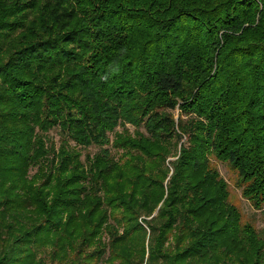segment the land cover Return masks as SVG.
I'll return each mask as SVG.
<instances>
[{
  "label": "trees",
  "instance_id": "obj_1",
  "mask_svg": "<svg viewBox=\"0 0 264 264\" xmlns=\"http://www.w3.org/2000/svg\"><path fill=\"white\" fill-rule=\"evenodd\" d=\"M212 157L263 210L264 0H0V264H264Z\"/></svg>",
  "mask_w": 264,
  "mask_h": 264
},
{
  "label": "rangeland",
  "instance_id": "obj_2",
  "mask_svg": "<svg viewBox=\"0 0 264 264\" xmlns=\"http://www.w3.org/2000/svg\"><path fill=\"white\" fill-rule=\"evenodd\" d=\"M178 112H179V110L177 109L176 110V116H178ZM128 126L130 127V129L132 131L134 130V126H131V125H128ZM59 130H60L59 127H56L53 130H51L49 133L50 137L56 141L57 145H59L63 139ZM117 130H123V127L119 126L117 128ZM69 142H70L71 146L76 147V149H78L82 152V159L83 160H85V157L87 154L93 155V154L99 152V150H100V147H98L96 145H92L89 147H83L81 145H76V143L72 140ZM105 147L109 148L111 150L112 154L115 155L116 157H118L120 152H121V151H117L111 145L104 146V148ZM174 159H175V157L170 158L171 161ZM212 163H213V165L218 167V169L221 172V175L224 178H226V180L228 181L230 189H231V200L233 203H235L238 206V208L242 212L243 221L253 222L257 228L264 229V209L263 210H256L251 205V203L246 198H244V196L242 194V189L239 188L236 184V179H237L236 172L233 169H231V167L227 163L219 161L215 157H212ZM151 217H149V218H151ZM172 241L174 242V238L170 237V242H172Z\"/></svg>",
  "mask_w": 264,
  "mask_h": 264
}]
</instances>
